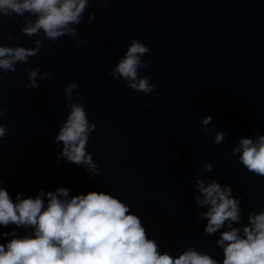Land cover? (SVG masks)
<instances>
[{
    "label": "water",
    "instance_id": "water-1",
    "mask_svg": "<svg viewBox=\"0 0 264 264\" xmlns=\"http://www.w3.org/2000/svg\"><path fill=\"white\" fill-rule=\"evenodd\" d=\"M35 18L27 11L0 13V46L35 48L41 41L0 78V123L7 128L0 137V186L13 197L57 186L68 187L69 195L110 192L130 205L160 250L178 254L193 245L220 260L215 241L224 229L203 231L206 219L197 213L205 209L193 199L199 195L193 185L198 175L230 185L241 197L234 226L247 223L250 210H264V175L230 151L239 137L264 134V0H89L72 25L76 35L55 41L42 30L21 31ZM133 38L149 48L141 57L148 67L138 75L148 76L151 93L109 72ZM36 65L37 86L24 87ZM73 80L68 101L64 87ZM77 101L95 124L86 152L96 174L63 157L56 162L60 142L53 138L68 104ZM205 115L212 117L206 126L200 124ZM216 131L225 133L220 143L212 140ZM206 161L212 171H203Z\"/></svg>",
    "mask_w": 264,
    "mask_h": 264
},
{
    "label": "clouds",
    "instance_id": "clouds-1",
    "mask_svg": "<svg viewBox=\"0 0 264 264\" xmlns=\"http://www.w3.org/2000/svg\"><path fill=\"white\" fill-rule=\"evenodd\" d=\"M88 2L0 0V13H34L36 18L27 21L21 31L31 35L42 30L47 38L55 41L64 33L76 35L72 25L80 21ZM94 15L89 14V23ZM34 44L35 48L0 46V69L4 70L0 78L15 70V62H23L34 55L41 41L37 39ZM148 51V46L133 38L109 72L113 78L118 76L126 81L132 89L146 94L153 92L155 86L148 76L138 75L141 66L148 67V62L141 58ZM38 69L36 65L27 70L29 80L24 87L37 86L34 78ZM47 76V72L42 74V77ZM76 87L75 80L67 83L64 87L66 100H72V90ZM76 95L79 97L80 93ZM68 108L53 138L54 143L60 142L56 162L59 164L63 157L84 166L86 172L96 174L98 165L92 154L86 152V143L95 124L87 118L80 101L69 103ZM211 119V115H205L200 124L206 126ZM6 132L5 124L0 123V137ZM224 136L223 131H216L212 140L220 143ZM230 151L232 155L239 153L237 159L247 170L264 175V134L241 136ZM203 171H212V163L206 161ZM193 187L199 193L193 199L205 209L197 213L198 217L206 219L203 231L211 235L224 229L219 231L215 241L222 253L220 260L193 245L186 246L178 254L160 250L156 240L147 235L139 216L129 210L130 205L110 192L90 190L69 195L68 187L57 186L54 190L39 189L35 195L18 191L13 197L0 186V227L13 224L25 229L22 235L16 228L0 231V238L7 237L0 242V264H264V210H250L248 222L234 226L241 218V197L232 195L230 185L198 175Z\"/></svg>",
    "mask_w": 264,
    "mask_h": 264
}]
</instances>
